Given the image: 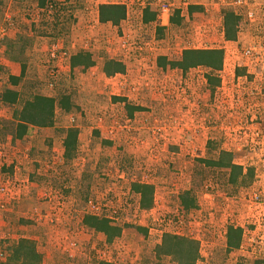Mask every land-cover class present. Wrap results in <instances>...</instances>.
<instances>
[{"label": "rangeland", "instance_id": "374dc122", "mask_svg": "<svg viewBox=\"0 0 264 264\" xmlns=\"http://www.w3.org/2000/svg\"><path fill=\"white\" fill-rule=\"evenodd\" d=\"M161 1L179 24L144 23ZM107 3L125 5L126 20L101 23ZM230 11L235 41L224 31ZM186 49H222V72L159 66ZM81 51L94 66H71ZM108 60L123 61L124 75L107 76ZM11 89L14 105L3 100ZM36 95L54 98L55 114L19 137V112ZM128 105L141 110L131 116ZM222 157L243 167L238 184L231 168L206 162ZM135 183L153 186L149 209ZM87 216L109 219L120 237L109 242ZM231 226L243 238L229 251ZM167 234L198 243L196 264H264V0H0V264H180L165 253L173 242L159 248ZM22 239L39 258L16 255Z\"/></svg>", "mask_w": 264, "mask_h": 264}, {"label": "trees", "instance_id": "16d2710c", "mask_svg": "<svg viewBox=\"0 0 264 264\" xmlns=\"http://www.w3.org/2000/svg\"><path fill=\"white\" fill-rule=\"evenodd\" d=\"M195 9H200L198 6H192L191 12ZM180 16V12L177 11L172 18L171 23L179 24L180 20L177 19ZM177 17V18H176ZM127 18V8L121 4H102L99 7V20L101 23H112L117 26ZM156 20V14L154 12L145 10L143 15L144 23H151ZM239 16L235 12H228L225 15L224 31L227 40L235 41L237 38V21ZM224 51L222 49H186L183 52V58L180 61H168L167 57H160L158 60L159 66L166 68L170 65L173 68H179L186 71L191 68L204 66L209 68L213 72H219L224 66ZM95 64V59L89 52L81 51L72 57L71 66H82L84 69H88ZM104 72L107 76H113L115 74H122L126 71V65L121 61L108 60L104 64ZM209 83H212L211 75H208ZM20 77L11 75L10 81L12 85L19 83ZM5 103L14 105L19 102V93L15 90H9L3 96ZM116 100H121L119 97H115ZM59 106L62 110L69 112L71 104L68 99L59 102ZM56 100L51 97L36 95L32 100L27 101L23 109L19 112L18 120L20 121L18 128V136L22 137L28 131V124L45 126L51 123V118L55 114ZM129 113L132 116L135 111L141 110L140 107H132L128 105ZM78 137L77 130H71L68 132V137L65 141V148L67 152H71V147L76 144ZM225 156H229L225 155ZM222 157L217 161H207L210 166L231 168V181L233 184H238L240 176L243 174V167L235 165L231 160ZM227 160V161H226ZM133 192L141 196L140 205L144 209H149L153 204V186L148 184H133ZM181 201L183 208L186 212H189L197 208V201L195 197L191 196L190 191L182 194ZM85 224L96 230L97 232L104 233L107 236L109 242L113 239L120 237L122 229L120 227L111 225L110 220L107 218H99L97 216H87L85 218ZM243 229L229 227L227 232V248L229 251L239 249L242 244ZM170 239V240H168ZM169 242H173L172 250L169 248L166 251V246ZM26 244H32L27 239H22L21 243L15 247L16 255L20 256L25 248H28ZM166 251L165 253L174 255L180 264H196L199 257L198 243L194 240L187 239L186 237H179L177 235L167 234L165 235V241L159 247ZM26 256L30 259H37L39 256L33 249L28 248ZM32 262V261H31Z\"/></svg>", "mask_w": 264, "mask_h": 264}, {"label": "built area", "instance_id": "2783aa9c", "mask_svg": "<svg viewBox=\"0 0 264 264\" xmlns=\"http://www.w3.org/2000/svg\"><path fill=\"white\" fill-rule=\"evenodd\" d=\"M173 6L174 5L172 3H167V2H162V1L160 2L159 7L156 10V12L158 14L157 17H158V19H160L159 20L160 23L162 21V23L160 25L165 26L169 23L171 17L174 15V11H175ZM128 37L129 36L125 34L122 38V46L124 48H127L129 43H130ZM246 54L249 55L250 51H247ZM223 68H224V66H223ZM220 72H222V70Z\"/></svg>", "mask_w": 264, "mask_h": 264}, {"label": "clouds", "instance_id": "9594fccd", "mask_svg": "<svg viewBox=\"0 0 264 264\" xmlns=\"http://www.w3.org/2000/svg\"><path fill=\"white\" fill-rule=\"evenodd\" d=\"M179 10V9H178ZM151 12H154L155 14H156V20L154 21V22H157L158 21V19H157V12L156 11H151ZM177 11H174V15L171 17V19H170V21H169V23L167 24V25H169L170 23H171V21H172V18L175 16V13H176ZM181 17H183V15H182V13H181ZM125 21V20H124ZM151 23H153V22H151ZM158 23V22H157ZM145 24H150V23H145ZM159 27H163V28H165L166 27V25L165 26H162V25H158ZM121 62H123V61H121ZM124 63V62H123ZM125 64V63H124ZM126 65V64H125ZM128 70V69H127ZM222 70H223V68H222ZM220 72V71H219ZM120 74V73H119ZM117 75V74H116ZM120 75H124L123 73L122 74H120Z\"/></svg>", "mask_w": 264, "mask_h": 264}]
</instances>
